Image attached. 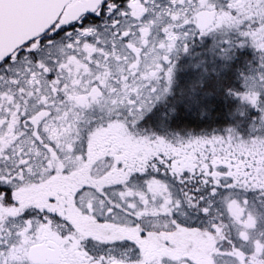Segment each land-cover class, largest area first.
Here are the masks:
<instances>
[{
  "label": "snow or ice",
  "instance_id": "snow-or-ice-1",
  "mask_svg": "<svg viewBox=\"0 0 264 264\" xmlns=\"http://www.w3.org/2000/svg\"><path fill=\"white\" fill-rule=\"evenodd\" d=\"M0 264H264V0H0Z\"/></svg>",
  "mask_w": 264,
  "mask_h": 264
}]
</instances>
